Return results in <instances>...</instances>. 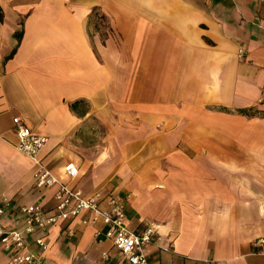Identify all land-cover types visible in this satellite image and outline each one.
Returning <instances> with one entry per match:
<instances>
[{
  "label": "crops",
  "instance_id": "crops-1",
  "mask_svg": "<svg viewBox=\"0 0 264 264\" xmlns=\"http://www.w3.org/2000/svg\"><path fill=\"white\" fill-rule=\"evenodd\" d=\"M240 109L264 113V0H0V199L13 205L54 206L15 149L20 117L47 138L50 172L85 197L117 196L132 231L154 229L150 264H264V117ZM98 125L111 130L103 157ZM133 135L159 137L157 159H130ZM89 218L46 227L28 250L40 236L46 264H117Z\"/></svg>",
  "mask_w": 264,
  "mask_h": 264
},
{
  "label": "built area",
  "instance_id": "built-area-1",
  "mask_svg": "<svg viewBox=\"0 0 264 264\" xmlns=\"http://www.w3.org/2000/svg\"><path fill=\"white\" fill-rule=\"evenodd\" d=\"M242 56L243 52L239 50L238 58L241 59ZM12 123L17 138L15 149L34 164L32 177L35 187H54L55 190L52 197L54 206L49 210L38 203L13 205L6 197L0 199V216L9 214L20 223L16 228L0 224V252L8 255L7 264H46L40 258L41 253L46 250L43 238H34L32 243L37 249L34 252L28 250V238L48 226L84 214L90 215L84 224L100 222L103 226V230L97 231L96 235H103L111 242L118 256L117 264H150L148 247L155 241L154 229L151 226L140 232L129 229L125 206L117 196L110 194L102 197L99 193H94L85 197L80 189L63 182L39 159L47 138L34 133L20 117H14ZM64 173L73 180L78 176V169L73 163H68L64 166ZM254 245L264 248V237L256 239Z\"/></svg>",
  "mask_w": 264,
  "mask_h": 264
},
{
  "label": "rangeland",
  "instance_id": "rangeland-1",
  "mask_svg": "<svg viewBox=\"0 0 264 264\" xmlns=\"http://www.w3.org/2000/svg\"><path fill=\"white\" fill-rule=\"evenodd\" d=\"M104 24L101 23V25L99 24V32H102L104 31ZM134 96V95H133ZM109 114V113H108ZM133 114H135L134 112L132 111H129V117L133 116ZM110 115L113 116L114 120L118 118V115L116 114V112H111ZM136 124V122H134ZM110 129H105V128H100V126L98 125L97 126V136H96V147L98 149V155L100 157H103V153H104V147H106V144H105V141L106 139H109L111 138V135H109L108 137V134H110ZM115 131V130H114ZM117 134L116 135H113L112 138H116ZM120 140V135L117 136ZM159 137H153L152 135L151 136H146L143 141L141 140L140 142H138L137 140V137L135 135L133 136H125L123 137V139L125 140H129L125 146L126 148L128 149L127 153L126 154H129V157L130 159H137L138 157V160L137 161H144V162H150L152 163V161L156 158L157 159V155L158 152L157 149H156V146L154 145V142L153 140H158ZM114 142H117V141H114ZM145 143V144H144ZM118 154L117 153H114V157L115 158H118L117 157ZM131 170L134 171V173H137L139 175H141V177H145V178H148V177H151L153 175V171H154V167H139L138 166H134L132 168H130ZM114 170V169H113ZM129 196H131L132 198H135V195H133L131 192H129L127 194Z\"/></svg>",
  "mask_w": 264,
  "mask_h": 264
},
{
  "label": "trees",
  "instance_id": "trees-1",
  "mask_svg": "<svg viewBox=\"0 0 264 264\" xmlns=\"http://www.w3.org/2000/svg\"><path fill=\"white\" fill-rule=\"evenodd\" d=\"M221 111H224V112H228V110L226 109H220ZM237 113L240 114V115H243V116H254L255 114L256 115H260L261 117H264V113H261V112H255L251 109H240V110H237Z\"/></svg>",
  "mask_w": 264,
  "mask_h": 264
}]
</instances>
